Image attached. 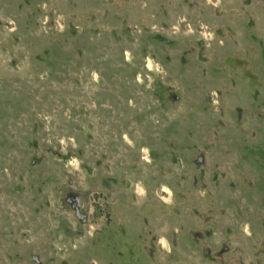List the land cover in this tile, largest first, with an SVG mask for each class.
I'll return each instance as SVG.
<instances>
[{
	"label": "rangeland",
	"instance_id": "obj_1",
	"mask_svg": "<svg viewBox=\"0 0 264 264\" xmlns=\"http://www.w3.org/2000/svg\"><path fill=\"white\" fill-rule=\"evenodd\" d=\"M0 264H264V0H0Z\"/></svg>",
	"mask_w": 264,
	"mask_h": 264
}]
</instances>
